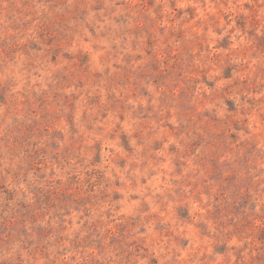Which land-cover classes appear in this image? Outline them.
<instances>
[{
  "label": "rangeland",
  "instance_id": "obj_1",
  "mask_svg": "<svg viewBox=\"0 0 264 264\" xmlns=\"http://www.w3.org/2000/svg\"><path fill=\"white\" fill-rule=\"evenodd\" d=\"M0 264H264V0H0Z\"/></svg>",
  "mask_w": 264,
  "mask_h": 264
}]
</instances>
